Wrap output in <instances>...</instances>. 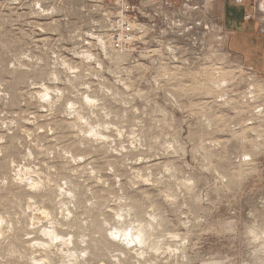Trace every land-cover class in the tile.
Segmentation results:
<instances>
[{
    "label": "rangeland",
    "instance_id": "rangeland-1",
    "mask_svg": "<svg viewBox=\"0 0 264 264\" xmlns=\"http://www.w3.org/2000/svg\"><path fill=\"white\" fill-rule=\"evenodd\" d=\"M115 1L0 0V217L15 225L0 238V256L15 248L45 264H264V252L238 229L249 219L264 224V148L258 145L252 160H242L247 146L220 135L242 117L240 88L249 77L264 102V75L245 69L228 48L223 12L229 0H130L135 6L131 20L141 32L123 50L109 42L111 25L120 16ZM77 52H91L97 59H79ZM54 58L80 71L73 75ZM149 63L161 72L175 70L177 98L187 102L167 128L157 121L154 107L165 97L153 92L143 101H128L119 83L135 79L140 66ZM221 80L230 81L229 87L216 89ZM38 84L53 90L54 101L60 93L58 102L35 101ZM84 84L90 86L88 95L100 101L96 108L81 101ZM220 95L227 100L220 102ZM68 100L80 104L90 123L126 129L125 139L86 138L83 126L67 115ZM125 104L139 108V116ZM205 116L214 120L212 132L203 126ZM257 126L264 127V121ZM169 130L186 146L185 153L167 151ZM209 136L225 147L204 148L213 142L206 141ZM132 143L137 150L120 151ZM138 156L147 161L143 166L134 163ZM21 165L38 171L35 190L18 182ZM164 167L172 172L160 179ZM136 174L150 175L152 183ZM185 177L195 179L199 202L180 188ZM165 192L178 202L168 203ZM129 205L134 222L147 225L148 207L158 217L143 248L108 236L110 227L128 223L119 224L109 209ZM151 244L158 245L156 252Z\"/></svg>",
    "mask_w": 264,
    "mask_h": 264
},
{
    "label": "clouds",
    "instance_id": "clouds-1",
    "mask_svg": "<svg viewBox=\"0 0 264 264\" xmlns=\"http://www.w3.org/2000/svg\"><path fill=\"white\" fill-rule=\"evenodd\" d=\"M79 59H83L85 61H95L97 57L91 52H77L74 53ZM27 59V57H24ZM56 59L57 63L60 67L64 68L71 74L75 75L80 71L79 67H74L68 60H62L59 58ZM97 68L101 67L100 64L97 63ZM11 67H16L15 64H12ZM129 74H131V70H129ZM176 75L175 70L169 72H161L156 69L151 63L148 65H141L139 69V74L135 79L129 80H120V86L123 89V92L126 95L128 101H134L135 99L144 100L146 97L150 98L152 93L155 92L157 94L165 97V100L162 102L157 100L155 102V115L157 121L163 126L168 127L169 121L174 120L177 117L178 111L182 108V106H186L187 102H181L178 100V92L180 89L178 88L177 81L174 79ZM230 81L221 80L219 83L215 85L216 89H224L228 88ZM38 89L33 96V99L40 103L41 105H50L52 103L58 102L60 93H55L57 96V101L53 100V90L48 88L45 84H38L35 86ZM84 94L81 96V101L89 108H96L100 101L92 98L88 95L90 90V86L88 84L83 85ZM240 91L243 93V101H242V111L243 115L241 118L233 121V126L230 131L222 133L223 135L230 141L240 142L246 145L245 151H243L240 155L242 160H252L254 151L257 146L264 148V127H258V121H264V102H261L258 99L260 93L256 87V84L249 77L245 83L241 84ZM111 95V91L108 92ZM220 102H225L227 100L225 95H220L218 97ZM193 103H197L198 101L194 98ZM228 103H232V101H227ZM125 107L131 108V110L139 116L140 109L133 107L131 104H125ZM65 108L67 110V115L70 117H75L80 125L83 126L82 135L89 139H96L100 141H108L119 139L123 141L125 139L126 129L120 128L117 124L113 123H96L92 124L89 122V119L82 114V110L80 108V104L74 102V100H68L65 104ZM194 111V109H192ZM238 116L240 114H237ZM104 119L110 120V116L105 112L103 113ZM6 126V125H5ZM203 126L207 131L212 132L214 128V120L212 117L205 116L203 117ZM109 133H114L115 135H108ZM184 135V133H181ZM132 140H135V137H129ZM216 137H206V141H213L212 143H205L203 145L204 148H212L215 151L222 150L225 145L223 143L216 144L214 143ZM165 148L167 151L174 156H179L187 151L186 146L182 145L178 137H174L172 135L171 130H169V134L166 137ZM130 147L133 150H137V144L132 143L127 147L124 145L121 146L120 151H127V148ZM196 151V149H193ZM197 154H199L197 152ZM147 161L143 156H138L134 163L137 165L143 166ZM207 168L211 167V164L208 161H205ZM15 168V165H13ZM206 168V170H207ZM22 169V171H21ZM16 171L20 173V176H17L18 182L22 184H26L30 191L35 190V188L40 184L39 181V173L31 168H24L21 165L20 168H17ZM111 171V169L109 170ZM172 172V169L169 167H164L160 179H163L165 176H168ZM24 173H31L36 176L37 179L34 181L30 179ZM141 182H147L149 184L152 183V177L150 175L144 176L140 174H136ZM180 188L183 189L184 193H187L189 196L193 198L195 202H199L201 200V196L197 192L196 181L193 178L185 177L180 182ZM183 194V193H181ZM168 203H177L178 198L176 195L165 192L162 193ZM29 204H32V201H28ZM118 204H124L125 201L119 200ZM187 206V205H185ZM113 212V216L115 221L119 222V224H124L127 219L128 223L123 228L115 227L111 228L108 232L109 239H116L117 241L126 244L128 247H137L143 248L146 245L145 239V223L134 222L132 219V214L134 212V208L129 205L127 208H121L120 210L109 209ZM28 211H32L31 208ZM45 216L51 220V217L45 212ZM66 219H71V215H67ZM145 221L147 222L148 230H151L153 224H156L158 221V217L154 214V208L148 207L146 209ZM106 226L107 225V222ZM14 223L10 218L0 217V238L6 236L13 232ZM239 231L242 236L248 240V242L252 245L258 246V251L264 252V224L258 223L256 220L249 219L248 222L241 224L238 226ZM119 231L120 235L113 237L112 233ZM183 243H187V241H183ZM27 247H31V245H27ZM152 251L156 252V249H152ZM168 252H172L171 248L167 249ZM157 254H159L157 252ZM88 253L84 252L82 254L83 257H87ZM143 258L142 253H137ZM28 261V264H45L42 260H35L32 256H26L23 249H15L11 248L8 250L4 256H0V264H9L10 261L15 262V264H20L21 261ZM187 262V257H185ZM118 264V261H117Z\"/></svg>",
    "mask_w": 264,
    "mask_h": 264
},
{
    "label": "crops",
    "instance_id": "crops-1",
    "mask_svg": "<svg viewBox=\"0 0 264 264\" xmlns=\"http://www.w3.org/2000/svg\"><path fill=\"white\" fill-rule=\"evenodd\" d=\"M234 2L229 0L223 12L228 48L245 69L264 75V0H242L241 6Z\"/></svg>",
    "mask_w": 264,
    "mask_h": 264
},
{
    "label": "built area",
    "instance_id": "built-area-1",
    "mask_svg": "<svg viewBox=\"0 0 264 264\" xmlns=\"http://www.w3.org/2000/svg\"><path fill=\"white\" fill-rule=\"evenodd\" d=\"M237 4H241L242 0H235ZM115 6L119 10L120 16L111 25L109 30V42L113 49L123 50L125 46H129L136 41L137 32L141 29H135V22L131 20V14L135 10V6L130 0H116Z\"/></svg>",
    "mask_w": 264,
    "mask_h": 264
},
{
    "label": "bare ground",
    "instance_id": "bare-ground-1",
    "mask_svg": "<svg viewBox=\"0 0 264 264\" xmlns=\"http://www.w3.org/2000/svg\"><path fill=\"white\" fill-rule=\"evenodd\" d=\"M261 9L264 10L263 6H262ZM159 217H160V216H159ZM160 223H163V222H161V219H160ZM146 224H147V223H146ZM120 227L123 228V226H120ZM144 231H145V236H146V235H149V232H150V231L148 230L147 225L145 226ZM117 233H119V231L113 232L112 235H115V234H117ZM155 243H156V242H155ZM160 245H161V244H160ZM149 247L152 248V249H158V245H157V244H151V246L149 245Z\"/></svg>",
    "mask_w": 264,
    "mask_h": 264
}]
</instances>
